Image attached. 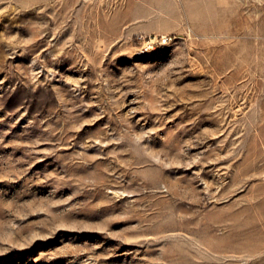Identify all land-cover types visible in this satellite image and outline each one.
Listing matches in <instances>:
<instances>
[{"label":"rangeland","instance_id":"rangeland-1","mask_svg":"<svg viewBox=\"0 0 264 264\" xmlns=\"http://www.w3.org/2000/svg\"><path fill=\"white\" fill-rule=\"evenodd\" d=\"M0 264H264V0H0Z\"/></svg>","mask_w":264,"mask_h":264}]
</instances>
